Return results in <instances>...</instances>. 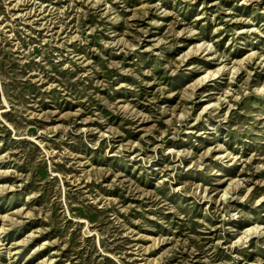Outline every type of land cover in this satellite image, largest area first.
I'll list each match as a JSON object with an SVG mask.
<instances>
[{
    "label": "rangeland",
    "instance_id": "rangeland-1",
    "mask_svg": "<svg viewBox=\"0 0 264 264\" xmlns=\"http://www.w3.org/2000/svg\"><path fill=\"white\" fill-rule=\"evenodd\" d=\"M0 264H264V0H0Z\"/></svg>",
    "mask_w": 264,
    "mask_h": 264
}]
</instances>
